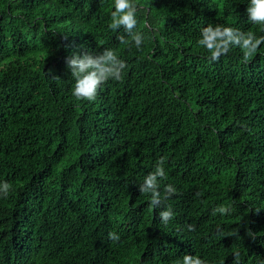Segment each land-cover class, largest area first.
I'll return each mask as SVG.
<instances>
[{"label":"trees","instance_id":"obj_1","mask_svg":"<svg viewBox=\"0 0 264 264\" xmlns=\"http://www.w3.org/2000/svg\"><path fill=\"white\" fill-rule=\"evenodd\" d=\"M134 2L139 49L109 28L114 0H0V264H264V44L245 63L197 43L264 25L250 0ZM105 48L122 79L77 100L66 58ZM161 159L176 192L153 208L138 188Z\"/></svg>","mask_w":264,"mask_h":264},{"label":"clouds","instance_id":"obj_2","mask_svg":"<svg viewBox=\"0 0 264 264\" xmlns=\"http://www.w3.org/2000/svg\"><path fill=\"white\" fill-rule=\"evenodd\" d=\"M114 9L111 13L109 28L113 31L123 28L125 35L118 36L120 43L130 45L134 42L139 49L144 37L136 30L137 4L134 0H114ZM246 14L253 24L264 25V0H250ZM197 43L207 50L208 58L212 62L219 61L221 56L227 55L232 48H238L243 61L247 63L264 44V36L258 37L252 31L244 32L238 28L209 23L207 27L201 28ZM65 63L75 81L72 95L77 100L87 101H94L100 86L109 79L121 80L122 73L127 67L125 61L120 59L115 50L111 48H105L95 54L92 52H85L83 55L73 53L66 58ZM165 177L164 161L161 159L156 162L154 170L144 177L143 183L138 188L140 193L150 194V205L153 208L159 207L162 200L169 199L176 192L172 185H166L163 196L161 195L159 181ZM11 188L12 185L9 182H0V197L7 198ZM228 211L227 207L221 205L213 210V214L217 212L226 214ZM173 215L171 208L158 213L159 219L164 224H167ZM188 228L189 231L194 230L192 225ZM108 239L118 242L120 236L116 232H109ZM176 264H181V262L177 261ZM182 264H205V262L199 256L185 254Z\"/></svg>","mask_w":264,"mask_h":264},{"label":"rangeland","instance_id":"obj_3","mask_svg":"<svg viewBox=\"0 0 264 264\" xmlns=\"http://www.w3.org/2000/svg\"><path fill=\"white\" fill-rule=\"evenodd\" d=\"M211 1H212V4H213V5H217V4L219 3L220 0H211ZM225 15H227V14H225Z\"/></svg>","mask_w":264,"mask_h":264}]
</instances>
